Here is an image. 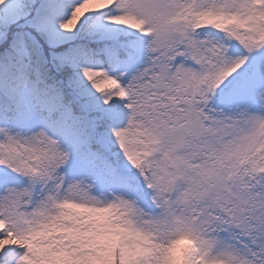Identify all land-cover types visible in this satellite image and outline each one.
<instances>
[{"label": "snow or ice", "instance_id": "6c2138e0", "mask_svg": "<svg viewBox=\"0 0 264 264\" xmlns=\"http://www.w3.org/2000/svg\"><path fill=\"white\" fill-rule=\"evenodd\" d=\"M0 264H264V0H0Z\"/></svg>", "mask_w": 264, "mask_h": 264}]
</instances>
